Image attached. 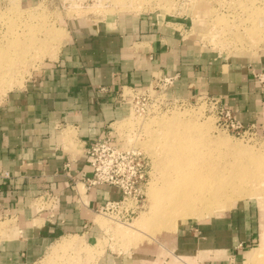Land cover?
I'll use <instances>...</instances> for the list:
<instances>
[{"label":"crops","instance_id":"1","mask_svg":"<svg viewBox=\"0 0 264 264\" xmlns=\"http://www.w3.org/2000/svg\"><path fill=\"white\" fill-rule=\"evenodd\" d=\"M152 21L129 12L91 22L68 19L58 57L0 104V212L17 221L0 243V264H37L67 235L82 234L89 242L102 235L95 213L119 190L94 187L79 200L70 177L88 171L86 144L127 116L120 99L125 89L145 88L155 75L175 76L172 95L220 96L241 122L264 127V84L254 76L264 73V53L222 56ZM73 134L75 146L65 140ZM46 189L59 199L52 219L35 205ZM255 212L251 202L236 203L157 248L106 247L95 264H176L167 259L173 251L183 264H239L256 238Z\"/></svg>","mask_w":264,"mask_h":264},{"label":"rangeland","instance_id":"2","mask_svg":"<svg viewBox=\"0 0 264 264\" xmlns=\"http://www.w3.org/2000/svg\"><path fill=\"white\" fill-rule=\"evenodd\" d=\"M119 12H129L149 18L154 24L171 29L179 38L194 41L202 48L218 52L222 56L245 54L259 57L264 53V0H0V47L6 50L5 53L0 54V59L5 58L3 61L8 62L11 58L10 60H14L15 63L11 66L9 62L0 63L2 67L5 64V67H0L1 70L13 66V71L9 72L11 74L3 78L5 81L0 79L2 80L0 81V104L8 95L9 90L21 87L34 71L44 63H49L58 57L66 39L65 22L68 19L75 17V19L91 22L109 19ZM48 31L56 35V37L50 35L51 41ZM54 39L57 41H52ZM12 40L20 42L15 45L16 48L13 46L15 51L12 50V45L9 46ZM23 44L26 46H22ZM18 45L24 47L23 54L18 49ZM157 95L158 90L154 91L152 88L134 94L131 104L127 103V116L111 126V131L119 133L118 136L122 138L124 147L138 148L148 157L150 168L143 207L134 211L130 219L121 220V222H130L128 224L112 221L96 212V222L103 231L102 235L93 242H89L82 234L69 239L91 245L95 243L97 245L100 240L101 247L97 245L98 249L96 247L95 250V247L89 248L83 245L79 249L69 247L59 249L52 251L50 261L46 260V256L37 264H95L98 255L106 247L116 252L143 246L151 249L157 248L164 244L165 238L168 239L180 229L199 227L200 223L207 221L210 217L223 215L229 212L236 203L245 201L251 202L256 211V238L247 245V251L239 264H253L251 254L264 249V191L259 189L254 190L253 196L239 195L237 199L232 197L229 203L220 210L210 211L202 220H186L173 232L162 228L153 230L150 224L141 222L143 215L150 211L152 190L163 185V177L168 171V166L165 164L166 158L169 153L175 151L173 142L166 136V132L168 130L171 132L173 126L176 130L178 125L180 128L189 126L187 129V132L190 130L189 138H192V142H199L201 145L198 146L197 143L195 149L198 150L200 147L198 151L204 153L196 159L199 163H203V160L204 162L212 160L213 163L221 165L228 171L234 167L239 169L240 165L246 163L250 157H257L258 161H264V127L261 125L253 123L251 126L252 123H250L247 124L250 129L245 128L246 132L232 133L217 124L213 108L207 105L200 95L181 100L166 96L162 102ZM69 131L70 129L67 128L63 134L66 135ZM74 134L69 136L70 139L65 138V140L75 146ZM219 138L225 139V142H216L215 139ZM261 173L263 178L264 171ZM78 188L82 191L83 197L85 194L83 185L79 184ZM41 201L42 199L39 200L40 207L37 211L46 212L43 208L47 205ZM16 222L9 213L0 212V243L9 237L12 228H16ZM119 230L123 232L119 233ZM103 241L105 246L101 244ZM100 248H103L102 252L99 251ZM48 254L50 256L51 253ZM177 255V251H173L167 254V259L175 261L176 264H183Z\"/></svg>","mask_w":264,"mask_h":264},{"label":"bare ground","instance_id":"3","mask_svg":"<svg viewBox=\"0 0 264 264\" xmlns=\"http://www.w3.org/2000/svg\"><path fill=\"white\" fill-rule=\"evenodd\" d=\"M17 4H18V1H17ZM15 6H16V4H15ZM12 31H11V34H12ZM50 31H48L49 32L48 36H50L52 34V33L50 34ZM26 32H28V31H26ZM54 37H56V35ZM50 38H51V36L49 37V39ZM15 39H16V37H15ZM30 39H32V37ZM16 40L19 41V39H16ZM16 40H12V42H10L11 44H9V46L12 45V48H13V46L15 47L16 44L20 43V42H17ZM55 40L57 41V39H54L52 41H55ZM50 41H51V39H50ZM9 46H8V48H9ZM22 46H26V45L23 44ZM22 46L20 47L18 45L17 47H19L18 49L23 54L24 53V49H23L24 47H22ZM55 46H54V48H55ZM33 47H35V46H33ZM15 48H13L12 50L15 51ZM5 51L6 50H3L0 47V54L3 52L5 53ZM14 51H12V52L14 53ZM9 52H10V49H9ZM9 56H11V55H9ZM9 56H8V58H9ZM10 59L8 60L9 65L10 66L14 65L15 64L14 60L11 61ZM19 59H21V58H19ZM3 60H5V58ZM3 60H1L0 63ZM16 60H18V58ZM8 62L3 61L2 63H8ZM12 62H13V64H12ZM20 64H22V62ZM4 65H3V67H5ZM16 65H17V63H16ZM0 67L3 68L1 66V64H0ZM11 70L13 71V66L12 67L8 66L6 68V70H1L0 79L5 78L6 75L9 74V72ZM14 70H15V68H14ZM9 79H10V77H9ZM0 81H2V80H0ZM3 81H5V79H3ZM127 92H129V90L125 89V91L122 93V95L127 94ZM189 125H190V123H189ZM177 127H178L177 130L173 126L171 129L172 130L171 132H169V130L166 132L167 138H169L170 141H172L173 145L175 146V148H174L175 151H172L171 153H169L168 157L166 158L167 160H166L165 164L168 166V171L165 173V175L163 177L164 178L163 185H160V187H156L152 190V194H151V203L152 204L149 202L151 205L150 211L149 212L147 211L148 213L143 215L141 222L150 224L151 227L153 228V230H155V229L157 230L158 228L159 229L162 228L165 230L170 229L173 232L178 228L179 225L185 223L186 220H191V219L202 220L204 218V216H206L210 213V211H212L214 209L220 210L221 207H223L229 203V200H231L232 197H235L237 199L239 197V195L240 196H253L255 189H259V190L264 191V187H263L264 177L262 178V173H261L264 171V161L263 160L258 161L259 159H256L257 157H250L247 159L246 163L240 165L239 169L234 167L233 169L230 168V170H228V171H227V169L225 170L221 165L219 166V165L213 163L212 160H208L205 162L203 160V163H199L196 161V159L199 157V155L204 154L201 151L200 152L198 151V150H200V147L198 150L195 149V146L197 145V143L199 144V142H192L191 141L192 138H189L188 132L190 130L187 132V129H189V126H187V127L182 126V128H180V126L178 125ZM215 140H216V142H225V139H223V138H219V139H215ZM198 146H201V145L199 144ZM211 158H209V159H211ZM78 183L76 185V188L80 194V197L82 198L81 192L79 191V188H78ZM82 185L84 187L83 183H82ZM83 192L85 193V189L83 190ZM35 205H36V207H40L39 198L35 199ZM121 223L128 224L130 222L123 221ZM105 230L108 231L107 228H105ZM121 231L123 232V230H121ZM122 232H120V230H119V233H122ZM70 237L74 238L75 235L65 237L64 239H62L60 241V243H58V244L56 243L55 245H53L50 249V252H49L51 254H50V256H49V254L47 255L46 260L50 261L52 259V257H51L52 251H56L59 249L68 248V247L74 248V249H79V247H83V245H86L89 248L95 247L94 249L96 250V247L98 249L97 245H99L100 247L102 246V245H100V240H99V242H97V245H89L86 243L81 244V241L69 239ZM128 238H130V237L128 236ZM101 240H103V239H101ZM104 243L105 242L103 241V243H101V244H104ZM104 246H105V244H104ZM93 250H92V253H94ZM263 250L264 249L262 248V249H259L258 252L251 254V258L253 259V264H255V263L264 264V251ZM99 251L102 252L103 248L102 249L100 248ZM95 253H96V251H95ZM86 254H87V252H86ZM48 257H51V258L49 259ZM88 258H90V256ZM254 261H255V263H254Z\"/></svg>","mask_w":264,"mask_h":264},{"label":"built area","instance_id":"4","mask_svg":"<svg viewBox=\"0 0 264 264\" xmlns=\"http://www.w3.org/2000/svg\"><path fill=\"white\" fill-rule=\"evenodd\" d=\"M254 76L261 84H264V73H255ZM175 76L164 74L155 75L147 87L137 89L130 87L127 94L120 93V99L130 103L134 94L146 89L158 90L160 102L166 99V96L174 100L183 98L177 97L170 93L174 86ZM98 90L105 92L107 89L99 86ZM130 98V99H129ZM207 105L213 108L216 115V122L219 126L224 127L232 133L246 132L250 126L241 122L234 112L229 108L220 96H214L207 93L200 94ZM132 107V106H131ZM253 126V123L251 124ZM246 128V129H245ZM85 154L87 156L88 171H81L79 176L70 177L72 186L78 182L84 184L85 193L90 189L102 185H109L119 190V197L106 200L97 212L111 219L112 221L121 222L128 220L134 214V211L141 209L145 200V189L149 177V160L147 155L138 148L124 147L122 138L116 136L112 131L100 134L92 141L86 144ZM69 168V164L64 165ZM8 176V173H5ZM77 191V188L75 189ZM78 198L81 200L77 191ZM42 199L46 204L43 210L48 212L49 218H54L59 203L58 195L52 190L46 189L35 199Z\"/></svg>","mask_w":264,"mask_h":264}]
</instances>
